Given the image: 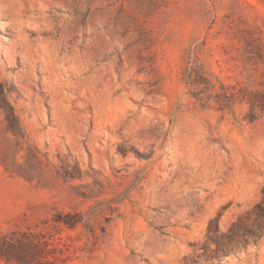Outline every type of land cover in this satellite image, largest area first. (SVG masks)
Masks as SVG:
<instances>
[{"label":"rangeland","instance_id":"rangeland-1","mask_svg":"<svg viewBox=\"0 0 264 264\" xmlns=\"http://www.w3.org/2000/svg\"><path fill=\"white\" fill-rule=\"evenodd\" d=\"M263 187L264 0H0V242L264 264L223 246Z\"/></svg>","mask_w":264,"mask_h":264},{"label":"trees","instance_id":"trees-1","mask_svg":"<svg viewBox=\"0 0 264 264\" xmlns=\"http://www.w3.org/2000/svg\"><path fill=\"white\" fill-rule=\"evenodd\" d=\"M261 201L241 217L230 229V235L223 246L232 247L235 244L255 243L259 245L264 239V187L261 191ZM71 218V215H67ZM56 219L55 222H61ZM69 226H74L77 221L64 219ZM223 244V243H222ZM43 246V247H42ZM50 243L47 240L37 242L36 235L24 233L18 239H3L0 242V257L10 263L17 264H57L55 261L41 260V255H49Z\"/></svg>","mask_w":264,"mask_h":264}]
</instances>
